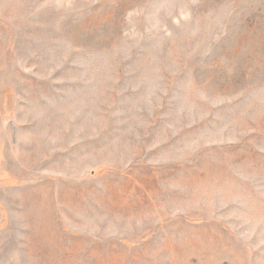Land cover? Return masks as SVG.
I'll return each instance as SVG.
<instances>
[{"label":"rangeland","instance_id":"1","mask_svg":"<svg viewBox=\"0 0 264 264\" xmlns=\"http://www.w3.org/2000/svg\"><path fill=\"white\" fill-rule=\"evenodd\" d=\"M0 264H264V0H0Z\"/></svg>","mask_w":264,"mask_h":264}]
</instances>
